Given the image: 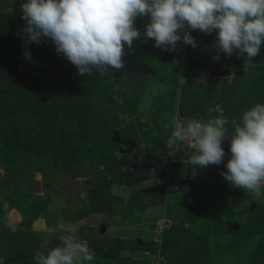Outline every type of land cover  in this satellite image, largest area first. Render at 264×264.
<instances>
[{
	"label": "rangeland",
	"instance_id": "374dc122",
	"mask_svg": "<svg viewBox=\"0 0 264 264\" xmlns=\"http://www.w3.org/2000/svg\"><path fill=\"white\" fill-rule=\"evenodd\" d=\"M19 1L0 0V264H34L44 240L59 244L60 225L75 229L95 252L90 264H264V196L209 172L227 163L229 140L219 166L193 170L183 160L194 142L170 156L171 127L164 128L224 116L231 134L233 118L264 103V42L246 72L244 56L223 54L228 73L213 76L190 66L185 50L193 60L213 62L215 31L192 30L197 47L180 42L175 51L141 35L125 47L124 68L89 77L50 41L25 45ZM147 22L137 18L135 27L143 33ZM162 54L172 60H160ZM106 113L118 134L135 142L136 167L111 168L132 153L113 143ZM168 158L165 173L160 163ZM64 176L80 181L79 192L61 189ZM165 177L178 188H163ZM34 181L38 191L31 190Z\"/></svg>",
	"mask_w": 264,
	"mask_h": 264
},
{
	"label": "clouds",
	"instance_id": "9594fccd",
	"mask_svg": "<svg viewBox=\"0 0 264 264\" xmlns=\"http://www.w3.org/2000/svg\"><path fill=\"white\" fill-rule=\"evenodd\" d=\"M20 8L25 45L50 41L78 74L89 77L124 68L125 47L132 49L141 35L144 43L154 39L155 47L175 51L180 42L197 47L192 30L205 35L215 31L213 61L220 59L221 52L228 57L236 53L238 58L245 57V72L264 42V0H24ZM145 16L148 22L141 33L135 20ZM24 57L31 60L27 47ZM113 98L124 102L119 96ZM228 123L227 117L216 116L166 124L165 131L171 127L167 153L175 156L191 140L195 151L183 160L186 166L193 170L219 166L226 155L222 144L227 138L231 156L221 175L233 188L264 196V103L245 110L240 121L233 118L231 134ZM3 222L12 227L10 220ZM57 230L59 244L50 246L52 241L44 240L35 251L34 264H90L94 260L95 252L76 238L75 229L60 225Z\"/></svg>",
	"mask_w": 264,
	"mask_h": 264
},
{
	"label": "water",
	"instance_id": "95a60500",
	"mask_svg": "<svg viewBox=\"0 0 264 264\" xmlns=\"http://www.w3.org/2000/svg\"><path fill=\"white\" fill-rule=\"evenodd\" d=\"M22 2L24 1L18 2V5L20 6ZM187 49L185 50V57L188 58L189 64L191 66L199 68V69H204L208 72V74L213 75V76H222L228 73V67L225 64V58L222 52L220 53L219 60L213 61L210 63H202V62H197L196 60H193L192 58H190V54ZM158 58L160 60H172V55L162 54V55H159ZM105 117H106L107 129L111 131V139L113 143L116 145V147L118 148V150L120 152H131L132 153L131 157L121 160L120 162L114 164L111 168H115L117 166L124 165L126 163H130L134 167H136L138 165V154L135 150V146H136L135 142L129 138H122L118 134V132L113 128V124H112L110 116L106 113ZM225 165L226 163L220 169H211L210 171L211 174L213 176L217 174L220 175L222 171L226 170ZM105 174H106V171H101L100 174L95 178L94 184L97 183L99 177H102ZM64 178L68 186L61 188V189H65V193L75 194L79 192L81 188V184L78 179L71 178L69 176H64ZM39 189H40L39 184L36 181H34L31 190L38 191Z\"/></svg>",
	"mask_w": 264,
	"mask_h": 264
},
{
	"label": "built area",
	"instance_id": "2783aa9c",
	"mask_svg": "<svg viewBox=\"0 0 264 264\" xmlns=\"http://www.w3.org/2000/svg\"><path fill=\"white\" fill-rule=\"evenodd\" d=\"M174 160V159H173ZM171 161L170 158H168L167 161H162V163H160L162 166H163V170L166 172H169L170 173V169H171V164L169 163ZM168 177H165L164 179H166L164 181V185H163V188L165 189H177L178 188V184L175 183V182H169V178L167 179ZM165 218L164 217H161L159 219L156 220V224H155V232L157 233V235H159L164 226H165V222H164Z\"/></svg>",
	"mask_w": 264,
	"mask_h": 264
},
{
	"label": "trees",
	"instance_id": "16d2710c",
	"mask_svg": "<svg viewBox=\"0 0 264 264\" xmlns=\"http://www.w3.org/2000/svg\"><path fill=\"white\" fill-rule=\"evenodd\" d=\"M21 1H24V0H21ZM21 1H19V2H21ZM17 5H18V3H17ZM19 6V5H18ZM20 7V6H19ZM224 56V55H223ZM187 61H188V59H187ZM198 62V61H197ZM188 64H189V61H188ZM190 65V64H189ZM191 66V65H190ZM193 67V66H192ZM194 68H196V67H194ZM211 171V169L209 170V172ZM210 174H211V172H210ZM212 175V174H211ZM213 176V175H212ZM215 176V175H214Z\"/></svg>",
	"mask_w": 264,
	"mask_h": 264
},
{
	"label": "flooded vegetation",
	"instance_id": "af4514ba",
	"mask_svg": "<svg viewBox=\"0 0 264 264\" xmlns=\"http://www.w3.org/2000/svg\"><path fill=\"white\" fill-rule=\"evenodd\" d=\"M188 59V58H187ZM66 183V182H65ZM68 185L66 184V187H67Z\"/></svg>",
	"mask_w": 264,
	"mask_h": 264
}]
</instances>
